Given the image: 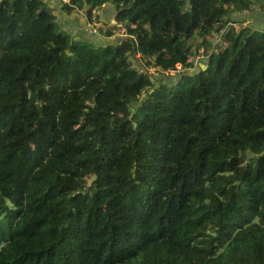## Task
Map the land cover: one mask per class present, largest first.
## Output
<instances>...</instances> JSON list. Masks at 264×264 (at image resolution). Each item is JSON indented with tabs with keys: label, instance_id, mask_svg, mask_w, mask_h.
<instances>
[{
	"label": "trees",
	"instance_id": "trees-1",
	"mask_svg": "<svg viewBox=\"0 0 264 264\" xmlns=\"http://www.w3.org/2000/svg\"><path fill=\"white\" fill-rule=\"evenodd\" d=\"M107 3L0 0V264H264V0Z\"/></svg>",
	"mask_w": 264,
	"mask_h": 264
},
{
	"label": "crops",
	"instance_id": "crops-1",
	"mask_svg": "<svg viewBox=\"0 0 264 264\" xmlns=\"http://www.w3.org/2000/svg\"><path fill=\"white\" fill-rule=\"evenodd\" d=\"M42 1L52 9L60 31L67 33L73 40L83 41L94 46H107L110 44H118L123 40L124 37H126L124 29H121L120 32L117 31L110 38L105 37V34L94 36L87 27L88 21L84 15L85 11L78 9H72L71 11H68L66 10L65 5L62 3V0ZM94 12L96 17L103 24L107 25V27H112L117 24L115 20L117 10L116 7L111 3L103 5ZM249 20H251L250 25L254 29L264 30V15L262 13H254L252 16H250ZM116 26L120 27V25ZM214 43L215 42L213 40V44Z\"/></svg>",
	"mask_w": 264,
	"mask_h": 264
},
{
	"label": "rangeland",
	"instance_id": "rangeland-1",
	"mask_svg": "<svg viewBox=\"0 0 264 264\" xmlns=\"http://www.w3.org/2000/svg\"><path fill=\"white\" fill-rule=\"evenodd\" d=\"M254 13H249V14H243L241 15L243 19L245 16H247L246 18V22L244 23H241V25L237 24V26L241 29V28H246L248 25H250V22L251 20L250 19V16H252ZM239 17V16H237ZM117 25V24H116ZM237 30V29H236ZM120 32V30H118ZM102 34H105V32H102ZM214 42L215 41H218V34H215L214 37ZM204 51V48H200V50H198L196 52V56L193 60V63H192V67L191 69H186L184 71L180 70V71H170V73H160L159 71H156L155 69H151L150 70V73L153 75L154 77V81L156 84H162V83H165V84H172V83H175L178 81L179 79V75H177V73L179 72H186V73H189V72H192V71H195L197 68H203V66L205 65V62L208 60V57L205 56V53L203 52ZM214 52L213 49H210V52L209 53H212ZM217 52V51H216ZM137 58H139V55L136 56ZM135 57V60L133 59L132 62L135 66L139 65V62L137 61V58ZM89 182H91V180H89Z\"/></svg>",
	"mask_w": 264,
	"mask_h": 264
},
{
	"label": "built area",
	"instance_id": "built-area-1",
	"mask_svg": "<svg viewBox=\"0 0 264 264\" xmlns=\"http://www.w3.org/2000/svg\"><path fill=\"white\" fill-rule=\"evenodd\" d=\"M62 3L63 4H68L70 5V0H62ZM84 15L86 16L87 18V21H88V29L89 31L91 32V34H93L94 36H97V35H100L102 34V32H107V25L103 24L95 15V12H93V19L92 20H89L87 15H86V12L84 13ZM230 26H232L233 28H235V30H239L240 28L237 26V24H229ZM229 27V26H228ZM228 31V28H226L223 32H227ZM192 67V66H191ZM191 67H189V69H191ZM188 69V68H187ZM184 71L186 69H183L181 65H177L176 66V69L174 71ZM188 71V70H186Z\"/></svg>",
	"mask_w": 264,
	"mask_h": 264
}]
</instances>
